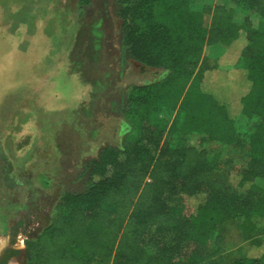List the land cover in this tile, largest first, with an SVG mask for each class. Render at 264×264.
Masks as SVG:
<instances>
[{"label": "trees", "instance_id": "trees-1", "mask_svg": "<svg viewBox=\"0 0 264 264\" xmlns=\"http://www.w3.org/2000/svg\"><path fill=\"white\" fill-rule=\"evenodd\" d=\"M244 1L264 20V0ZM191 3L118 0L127 56L164 73L130 89L129 103L140 107L129 112L130 128L119 145L102 147L86 162L88 188L61 195L49 223L25 240L21 264H264V221L258 223L264 219V194L256 184L264 178V28L249 17L238 24L224 5L196 10ZM207 77L216 89L204 88ZM220 89L235 95L234 105L221 99ZM162 109L183 115L192 131L225 144L236 140L238 116L255 119L249 158L231 191L204 166L203 148L163 143L156 123ZM175 189L191 214L164 201L163 193ZM235 221L250 246L227 262L223 236H215L213 247L210 237ZM150 227L169 239L145 238Z\"/></svg>", "mask_w": 264, "mask_h": 264}, {"label": "rangeland", "instance_id": "rangeland-1", "mask_svg": "<svg viewBox=\"0 0 264 264\" xmlns=\"http://www.w3.org/2000/svg\"><path fill=\"white\" fill-rule=\"evenodd\" d=\"M228 3L235 22L242 25L246 16L264 28V20L244 0ZM191 6L198 7V1ZM117 9L118 0H0V239L5 241L0 251L13 241L21 249L13 256L19 264L25 240L49 223L61 195L88 188L86 162L102 147L120 144L133 118L129 112L140 110L128 101L130 89L164 73L127 56ZM210 18L206 15L207 24ZM216 87L213 78L204 80L207 90ZM219 91L221 99L235 104V95ZM254 122L238 116L231 144L192 131L184 116L170 109L160 110L156 123L163 129V143L203 148L204 166L212 167L231 191L235 176L246 167ZM256 184L264 194V178ZM162 197L184 215L193 212L176 189ZM237 223L211 233L212 247L215 236H223L227 262L250 246ZM169 237L157 235L153 227L145 235L157 243Z\"/></svg>", "mask_w": 264, "mask_h": 264}, {"label": "flooded vegetation", "instance_id": "flooded-vegetation-1", "mask_svg": "<svg viewBox=\"0 0 264 264\" xmlns=\"http://www.w3.org/2000/svg\"><path fill=\"white\" fill-rule=\"evenodd\" d=\"M23 248H24V247H23ZM12 250L20 251L21 249L18 248V247H14V246H13V241H9L8 244H7L5 247H3V249L0 251V264H3L2 262H3L5 259H6V260H5V263H4V264H6V262H7L10 258H15V259H17L16 257H13V256H18V253L15 254V255H11V256L8 257V255L10 254V252H11ZM17 260H18V259H17Z\"/></svg>", "mask_w": 264, "mask_h": 264}, {"label": "crops", "instance_id": "crops-1", "mask_svg": "<svg viewBox=\"0 0 264 264\" xmlns=\"http://www.w3.org/2000/svg\"><path fill=\"white\" fill-rule=\"evenodd\" d=\"M197 1H198V7L196 6L195 8H193L196 10H201L204 6H211L212 7L215 4H221V5H224L226 8L232 9L231 4L228 3V0H197Z\"/></svg>", "mask_w": 264, "mask_h": 264}, {"label": "bare ground", "instance_id": "bare-ground-1", "mask_svg": "<svg viewBox=\"0 0 264 264\" xmlns=\"http://www.w3.org/2000/svg\"><path fill=\"white\" fill-rule=\"evenodd\" d=\"M19 241V240H18ZM5 243V241L2 239H0V247ZM21 246L23 247V244L21 243ZM1 249V248H0ZM7 264H19V261L15 258H10L7 262Z\"/></svg>", "mask_w": 264, "mask_h": 264}]
</instances>
